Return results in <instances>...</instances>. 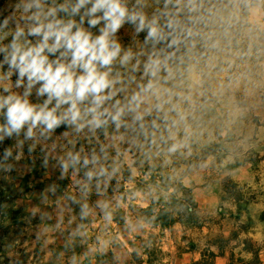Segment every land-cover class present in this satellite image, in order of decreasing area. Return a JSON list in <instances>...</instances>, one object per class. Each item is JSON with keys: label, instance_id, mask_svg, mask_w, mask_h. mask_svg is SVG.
I'll return each mask as SVG.
<instances>
[{"label": "clouds", "instance_id": "9594fccd", "mask_svg": "<svg viewBox=\"0 0 264 264\" xmlns=\"http://www.w3.org/2000/svg\"><path fill=\"white\" fill-rule=\"evenodd\" d=\"M9 8L0 11V144L15 138L22 150L31 141V155L61 127L65 137L95 139L87 153L81 146L54 159L58 179L84 169L81 190L95 182L98 198L128 153L151 160L189 149L197 99L264 69V0H15ZM34 89L42 102L29 99ZM12 155L6 147L2 160ZM102 211L111 219L107 203Z\"/></svg>", "mask_w": 264, "mask_h": 264}, {"label": "rangeland", "instance_id": "374dc122", "mask_svg": "<svg viewBox=\"0 0 264 264\" xmlns=\"http://www.w3.org/2000/svg\"><path fill=\"white\" fill-rule=\"evenodd\" d=\"M14 2L0 0V11L7 13ZM131 33L129 25L121 29L122 44L130 42ZM253 70L255 76L224 89L242 95L239 104L248 111L241 130L252 136V126L264 124V69ZM15 79L4 83L14 85ZM12 91L23 89L13 86ZM0 94L6 95L2 87ZM29 99L40 103L44 98H37L34 89ZM207 105L194 117L189 149L151 160L128 153L116 180L102 186V198L96 195L95 182L88 192L81 190L84 169H69L63 180L58 179L60 170L54 159L81 146L87 153L96 147L95 139L55 133L52 140L37 144L31 155L27 150L31 141L18 150L15 138L6 139L0 144V166L11 165L12 171L0 170V264H97L99 260L134 264L132 253L143 264H249L258 253L264 264V141L253 147L207 141L210 131L224 126L222 121L229 123ZM261 135L264 140V131ZM19 139L23 140V134ZM6 147L12 148L13 155L3 161ZM241 151L246 155L239 156ZM231 153L237 163L233 158L222 165ZM46 154L49 164L45 168L41 163ZM243 159L250 163L252 174V182L245 186L224 177ZM200 167L212 171L207 194L199 191L194 179L184 178ZM53 185L54 193L48 190ZM104 203L111 219L102 211ZM85 204L87 214L82 215ZM150 206L153 220L169 212L175 225L164 230L149 223L143 209Z\"/></svg>", "mask_w": 264, "mask_h": 264}, {"label": "crops", "instance_id": "0c3cea01", "mask_svg": "<svg viewBox=\"0 0 264 264\" xmlns=\"http://www.w3.org/2000/svg\"><path fill=\"white\" fill-rule=\"evenodd\" d=\"M240 98H242V95L239 92L222 90L220 94L215 98L209 95L207 101L197 99L195 108L193 110L194 117L198 114L200 115L201 113H203V105L208 104V107H215L219 115H221L222 117H226L227 120L229 119L228 124L226 121H222L224 122V126H220L218 129L214 130V132L210 131V135H207V141H211L212 143H219L222 141L223 144L228 147H231L234 144H237L239 147H246L248 146V144H250L253 147L254 143L264 141L261 135L264 131V124L259 125L258 123H256L254 127L252 126V130L254 131L253 136L249 135L247 131L244 132L243 130H241V126L244 125L243 116L246 115V110L248 111V109L242 107L239 104ZM239 131L241 133H239ZM250 139L251 141H249ZM240 153L241 154L239 156H245L247 152L241 151ZM226 156L227 157H224V159L222 160V165L231 163V159L233 158L234 162L237 163V156H234L232 153ZM210 161L211 160H209V162ZM211 173L212 171L210 170V168L208 169L200 167L198 170H193L192 174L188 175V177L184 176V178L194 179L197 185H199L200 187L199 191L207 194L206 192H208L207 190L209 187L208 179L211 177ZM227 176L241 186H245L251 183L252 174L250 163L245 159L239 161L238 164L234 166L228 174H225L224 177Z\"/></svg>", "mask_w": 264, "mask_h": 264}, {"label": "trees", "instance_id": "16d2710c", "mask_svg": "<svg viewBox=\"0 0 264 264\" xmlns=\"http://www.w3.org/2000/svg\"><path fill=\"white\" fill-rule=\"evenodd\" d=\"M67 129L61 127L56 130L57 134H61ZM143 211L147 214L148 222L151 223L153 226L160 227L162 229H171L175 225V221L173 220L172 214L169 212H162L161 214H158L156 219L153 220L151 213H152V207H148L146 209H143ZM134 264H143L141 261V258L139 255L132 253L131 254ZM214 256V255H213ZM103 258V257H102ZM262 260L258 253L256 254L255 258L249 262V264H261ZM97 264H107L104 260H99Z\"/></svg>", "mask_w": 264, "mask_h": 264}]
</instances>
